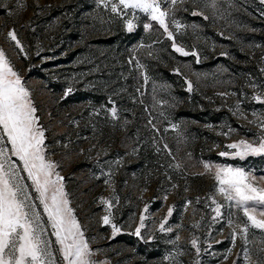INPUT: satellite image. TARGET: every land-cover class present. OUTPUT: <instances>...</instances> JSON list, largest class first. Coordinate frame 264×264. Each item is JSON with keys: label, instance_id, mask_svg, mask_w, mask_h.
Instances as JSON below:
<instances>
[{"label": "rangeland", "instance_id": "obj_1", "mask_svg": "<svg viewBox=\"0 0 264 264\" xmlns=\"http://www.w3.org/2000/svg\"><path fill=\"white\" fill-rule=\"evenodd\" d=\"M162 7L168 8L167 0ZM137 15L129 33L98 0H0V50L37 109L46 158L64 177L92 259L249 264L247 249L257 264L264 260V230L250 228L247 245L239 235L233 244L229 214L235 223L246 218L216 191L215 168L210 173L203 165L242 167L264 187V154L240 159L226 147L264 137L258 118L264 104L254 99L264 98V0H183L174 16L184 27L169 24L174 39ZM144 23L152 27L145 30ZM11 29L23 52L8 38ZM173 43L189 55L176 52ZM225 151L229 155L221 156ZM114 196L119 204L113 200L111 219L121 229L115 236L102 223L100 202ZM209 196L224 205L217 222ZM141 215L145 226L136 236ZM165 218L171 232L159 230Z\"/></svg>", "mask_w": 264, "mask_h": 264}, {"label": "snow or ice", "instance_id": "obj_2", "mask_svg": "<svg viewBox=\"0 0 264 264\" xmlns=\"http://www.w3.org/2000/svg\"><path fill=\"white\" fill-rule=\"evenodd\" d=\"M165 2L166 0H98L99 5L110 8L111 13L123 21L127 32L131 33L137 28L135 21L140 19L137 15L139 11L150 21L158 23L169 39H174L169 24L174 25L177 30L184 27L174 16L176 5L183 3V0H167V9L162 7ZM143 27L148 30L152 24L144 23ZM7 36L23 52L15 29L9 30ZM172 47L182 55H189L183 47L175 43ZM144 79L147 82L148 77L145 76ZM188 86L191 89L190 82ZM71 92L72 88L69 87L65 95ZM254 99L264 104L262 95H256ZM36 112L28 89L10 65L4 51L0 50V264H97L92 259L94 252L74 215V209L69 206L70 201L64 191V177L56 171L58 165L46 158L45 130L39 124ZM111 114L116 118L115 107L111 109ZM261 117H264V114H261ZM261 117H258L259 126L264 129V118ZM226 147L235 149L231 155L240 159L249 154H264V137L257 143L240 140ZM220 155L228 156L229 153L225 151ZM13 157L16 160H13ZM174 167L179 168L180 165L176 164ZM203 167L210 173L213 172V167L215 168L213 178L216 181V191L229 202L230 207H235L238 212L242 211L243 217L246 218L243 224L235 223L230 213L227 222L232 227L233 244L239 235L247 245L250 228L264 230V218H258L264 217V187L253 183L254 178L242 167L212 166L208 163H204ZM22 172L27 174L30 185L25 183ZM207 199L215 205L212 208L215 213L212 220L217 222L218 218L222 217L221 209L224 205L217 202L213 196ZM113 200L119 204V197L100 198L106 212L101 217L102 223L110 225L115 236L121 229L111 219ZM199 200L198 197L197 203ZM36 201H39V207H42L43 213L46 214V220L38 211ZM171 215L172 208H169L168 216ZM144 220L145 217L141 215L140 224L135 229L136 236L141 235V229L145 226ZM166 224L167 218L159 225L161 232L172 231L170 227H165ZM50 237H55V240ZM176 239L179 240V236ZM198 239L194 237L191 240V245L197 253L200 251ZM244 256L251 264L247 249ZM257 264H264V260H258Z\"/></svg>", "mask_w": 264, "mask_h": 264}]
</instances>
